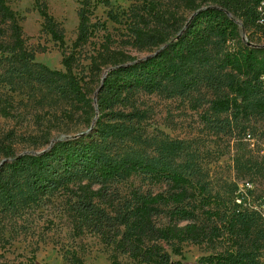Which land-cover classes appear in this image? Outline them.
Wrapping results in <instances>:
<instances>
[{"label": "trees", "instance_id": "16d2710c", "mask_svg": "<svg viewBox=\"0 0 264 264\" xmlns=\"http://www.w3.org/2000/svg\"><path fill=\"white\" fill-rule=\"evenodd\" d=\"M91 1L80 0L77 38L62 59L63 70H51L35 62L16 14L0 0L1 21L8 31L0 41V85L11 91L21 88V82L44 87L72 110L79 109L80 124L89 131V142L65 138L42 152L38 150L47 146L49 130L41 137L19 138L9 131L0 142L11 161L8 173H0V194H30L29 200L38 194H68L84 227L141 264H173L165 245H213L221 240L229 248L199 264H264V228L252 214L231 211L209 195L197 157L185 142L146 137L141 128L148 116L134 98L137 90L168 99L207 90L212 114L227 115L224 120L206 117L207 123L224 132L243 121L241 132L248 138L252 117L264 118V45L250 39L245 43L242 34L264 36L258 12L264 0H183L194 12L188 21L152 0L132 7L122 19L114 16L126 33L119 48H112L116 42L109 37L91 56V72L100 77L96 92L74 74L76 55L90 43L97 25L90 19ZM36 8L43 31L64 48L60 24L46 4L37 2ZM122 48L149 55L138 59ZM15 109L0 94V116L12 119ZM62 113L72 115L67 108ZM17 140L33 150L16 156ZM134 175L164 190L134 189L123 195L114 188ZM173 253L181 254L179 248Z\"/></svg>", "mask_w": 264, "mask_h": 264}, {"label": "rangeland", "instance_id": "374dc122", "mask_svg": "<svg viewBox=\"0 0 264 264\" xmlns=\"http://www.w3.org/2000/svg\"><path fill=\"white\" fill-rule=\"evenodd\" d=\"M144 1H91L90 19L97 25L90 43L76 55L74 67V74L86 88L96 92L100 79L91 72L90 58L95 50L109 37L116 42L112 48H117L126 33L124 25L114 22L113 17L122 19L123 13ZM152 1L160 2L166 10L187 21L194 14L185 8L183 0ZM37 2L46 4L48 13L60 24L64 33V48L43 31L44 20L36 8ZM6 3L18 18L25 46L34 54L35 62L51 70H63L62 59L69 54L77 38L80 0H6ZM253 32L243 33V42L250 39L254 44L264 45V36ZM6 35L7 26L0 17V41L5 40ZM124 50L138 59L149 55L133 49ZM20 85L21 88L14 91L7 85H0V94L9 97L16 108L14 118L5 119L0 116V142L9 131L13 132L15 138H19L41 137L47 130L50 135L47 146L38 152L47 150L51 144L65 138H81L82 143L89 142L86 137L89 131L80 124L82 117L79 109L72 110L44 87L26 82ZM134 98L148 116L141 128L143 134L150 138L158 136L185 142L189 152L197 157V164L208 183L209 195L220 204L227 203L231 211L252 214L259 228H264V118L252 117L247 130L251 139H248L241 132L245 127L243 121L224 132H217L207 123L206 117L224 120L227 116L212 114L208 104L212 94L207 90L195 92L189 98L172 99L137 90ZM64 108L72 113L70 118L63 116ZM32 150L28 144L19 140L14 145L16 156ZM10 162L0 146V173H8ZM114 188L123 195L134 189L154 193L164 190L162 185L145 181L142 175H134L114 185ZM28 196L30 194H0V262L141 264L123 255L114 246L103 244L99 236L84 227L71 209V197L68 194H38L35 200L27 199ZM213 207L216 208L215 205ZM218 208L223 211L222 207ZM199 221L206 222L202 216ZM176 248H179L180 255L173 253ZM227 248L229 243L225 240L213 245H165L173 264H199L202 258L224 252ZM260 256L264 261V249Z\"/></svg>", "mask_w": 264, "mask_h": 264}, {"label": "built area", "instance_id": "2783aa9c", "mask_svg": "<svg viewBox=\"0 0 264 264\" xmlns=\"http://www.w3.org/2000/svg\"><path fill=\"white\" fill-rule=\"evenodd\" d=\"M258 12L260 14L259 24H264V3L258 7ZM248 139H250V136H248Z\"/></svg>", "mask_w": 264, "mask_h": 264}, {"label": "water", "instance_id": "95a60500", "mask_svg": "<svg viewBox=\"0 0 264 264\" xmlns=\"http://www.w3.org/2000/svg\"><path fill=\"white\" fill-rule=\"evenodd\" d=\"M104 77H105V76H104ZM104 77H103V78H104ZM52 145H53V144H51V146H52ZM51 146H50V147H51ZM31 154H37V153H31Z\"/></svg>", "mask_w": 264, "mask_h": 264}]
</instances>
